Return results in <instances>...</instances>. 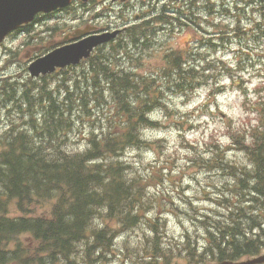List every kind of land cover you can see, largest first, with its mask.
I'll use <instances>...</instances> for the list:
<instances>
[{
  "label": "trees",
  "instance_id": "1",
  "mask_svg": "<svg viewBox=\"0 0 264 264\" xmlns=\"http://www.w3.org/2000/svg\"><path fill=\"white\" fill-rule=\"evenodd\" d=\"M107 58L108 50L99 49L54 78L30 80L18 92L11 86L21 80L4 81L0 104L18 112L25 108L23 124L28 125L13 126L0 136V264H76L77 245L89 247L91 238L109 242L107 216L125 227L141 216V185L127 176L121 156L128 147L145 143L141 130L154 125L150 118L165 105V92L156 84L140 89L154 80L131 81ZM173 67L175 78L164 87L182 84L179 67ZM29 107L39 112L27 113ZM100 113L105 117L98 123ZM82 115L94 131L86 138L87 147L76 148L69 138ZM251 138L245 147L249 163L233 165L222 157L202 162L231 181L219 188L213 213L198 217L208 233L199 263L203 255L205 260H234L264 247V104ZM189 206L195 211L193 203ZM92 223L102 228L100 234H87ZM149 224L158 229L156 219ZM198 240L185 232L179 243L163 247L152 234L141 251L144 264H170L172 254L193 258ZM29 241L37 244L34 255L25 248Z\"/></svg>",
  "mask_w": 264,
  "mask_h": 264
},
{
  "label": "rangeland",
  "instance_id": "2",
  "mask_svg": "<svg viewBox=\"0 0 264 264\" xmlns=\"http://www.w3.org/2000/svg\"><path fill=\"white\" fill-rule=\"evenodd\" d=\"M205 4L206 0H203L202 7L195 2L188 8L191 19L199 16V10ZM21 34L8 38L6 46L13 53L18 51L17 59L8 61L11 70L7 75L0 73V77L10 83L17 82V76L24 79L25 83L20 81L11 86L16 92L30 82L24 66L25 53L31 49L23 45L25 34ZM150 36L151 34L146 35L145 39ZM262 39L251 50L240 51L241 58H250V61L242 64L241 67L245 69H237V73L220 69L222 63L236 65L238 60L230 51L211 52L212 56L209 58L206 52L202 56H195L191 62L194 66H200L196 70L200 75V84L196 88H191L188 84L174 88L167 86V101L154 115L157 127L148 128L144 132L147 139L157 142V146H153L151 151L147 146L131 148L123 157L129 174L136 177L141 185L142 213L157 220L158 230L155 235L163 243L173 239V236L180 240L186 230L191 234L205 235L196 220L197 212L188 216L182 211L192 209L189 202L194 203L197 210L208 209L211 207V200L218 199L214 197V192L218 191L215 185L221 187L231 181L225 173L216 171L215 166H206L199 159L211 156L212 151L218 147L228 163L234 165L249 161L243 145L250 142V135L260 120V110L255 113L260 99L264 104V38L260 40ZM191 47L192 45L184 50L182 57ZM165 57L166 52H155L147 58L153 66L160 64L162 72L174 74L166 66ZM209 61L213 64H209ZM6 71L7 69L4 73ZM149 71L143 69L141 72L145 76ZM26 112L34 114L39 111L29 107ZM4 125V121L0 119V131ZM90 129L84 126L82 120L78 129L70 134L71 144L76 147L86 146L88 141L85 136ZM142 176L150 178L145 180ZM111 225L116 226V223ZM151 231L152 228L144 224V221H137L132 226L116 227L113 237L118 236L119 239L115 247L94 242L89 249H79L77 261L79 264H137V252L147 246L151 240ZM197 237L203 238L200 235ZM123 248L125 252L120 253ZM177 257V254L173 255L172 263L188 264L187 260Z\"/></svg>",
  "mask_w": 264,
  "mask_h": 264
},
{
  "label": "water",
  "instance_id": "3",
  "mask_svg": "<svg viewBox=\"0 0 264 264\" xmlns=\"http://www.w3.org/2000/svg\"><path fill=\"white\" fill-rule=\"evenodd\" d=\"M69 0H0V41L8 32L16 29L22 23H27L33 19L39 11H51L58 6H64ZM63 55L62 62L55 64H66L75 62L82 56H87V42L82 41L77 44L56 50L53 54ZM46 57L36 60L30 67L32 74H37L46 65ZM264 261V256L253 260L254 263Z\"/></svg>",
  "mask_w": 264,
  "mask_h": 264
},
{
  "label": "flooded vegetation",
  "instance_id": "4",
  "mask_svg": "<svg viewBox=\"0 0 264 264\" xmlns=\"http://www.w3.org/2000/svg\"><path fill=\"white\" fill-rule=\"evenodd\" d=\"M88 0H83L82 2H81V4H79L76 0L74 1V3H73V7L75 8L76 6H78V5H84L85 4V2H87ZM95 1H97V0H95ZM141 7H142V10H143V8H149V7H151L152 8V10L153 11H155L154 13H153V17H155L156 16V14H157V9H158V5H159V0H141ZM86 5H88L87 6V9H89V7H90V5L91 4H87L86 3ZM74 29H77V30H79V29H83V31L84 32H88V33H91L92 31H93V29L90 27V26H85V25H82V23L80 22V21H77L76 22V25H75V28ZM75 39V37H70L68 40H74Z\"/></svg>",
  "mask_w": 264,
  "mask_h": 264
}]
</instances>
